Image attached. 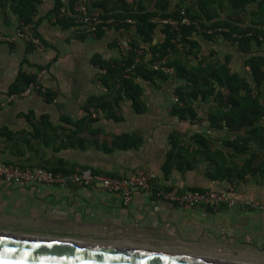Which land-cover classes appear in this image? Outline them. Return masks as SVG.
Wrapping results in <instances>:
<instances>
[{
    "label": "crops",
    "instance_id": "obj_1",
    "mask_svg": "<svg viewBox=\"0 0 264 264\" xmlns=\"http://www.w3.org/2000/svg\"><path fill=\"white\" fill-rule=\"evenodd\" d=\"M76 1L61 0L66 11L59 9L54 14L55 0H39L33 21L43 47L35 48L21 40L12 46L0 42V163L63 171L89 169L110 176L147 168L158 175L155 187L134 189L132 199L124 204L118 193L98 187L0 180V227L58 231L264 260V209L242 203L243 199L264 201V175L259 171L264 165L262 136L252 138L244 152L230 148L227 142L242 138L246 130L234 132L211 123L210 115L223 104L211 94L191 102L195 119L172 114L170 108L178 102L172 99L175 90L186 83L176 74L166 79L136 77L141 90L140 111L127 97L114 100V91L110 92L100 80L104 70L99 62L125 56L139 35L123 24L108 25L99 36L84 35L72 12ZM98 1L86 0L89 11L102 17ZM125 1L129 8L141 4L151 10L157 0ZM168 2L169 11L185 8L205 20L197 0ZM207 7L209 22L238 20L247 24L252 19V6L248 13L233 12L229 0H214ZM19 23L14 2L0 0V33L14 34ZM163 37L156 28L151 43L161 42ZM191 39L196 43L193 54L179 51L170 54L168 60L192 68L200 62L228 58L231 71L253 85L251 70L244 61L250 55L264 56V42L252 43L243 51L223 37L193 32ZM140 47L150 54L148 43L141 42ZM43 69L45 72L39 76ZM20 73L36 75L49 96L40 99L32 91L7 101L9 87ZM253 91L264 103V81ZM109 93L112 95L108 97ZM91 96L107 102L109 108L86 109V100ZM86 117L92 122L79 127L72 124ZM260 124L264 125V119ZM122 134L135 139L136 145H114ZM170 151L174 158L165 172L163 165ZM166 185L180 192L228 188L238 202L217 209L183 206L157 195V187Z\"/></svg>",
    "mask_w": 264,
    "mask_h": 264
},
{
    "label": "trees",
    "instance_id": "obj_2",
    "mask_svg": "<svg viewBox=\"0 0 264 264\" xmlns=\"http://www.w3.org/2000/svg\"><path fill=\"white\" fill-rule=\"evenodd\" d=\"M12 1L14 2V11L19 15L20 22H31L33 24L32 31L39 37L35 32V23L33 21L34 11L39 0ZM197 1L199 4V13L204 15L205 20H203L199 14L191 13L189 9H184L185 16L199 22L203 28L214 29L218 26L226 27L229 31L223 33V38L235 42L243 51H247L252 43L261 44L264 42V0H229L233 12L243 11L248 13V7L252 6V9L249 10L252 19L247 24L238 20L209 22L210 15L208 14L209 8L207 4L213 3L214 0ZM96 5L102 8V17L116 16V18H132L135 20L133 24L124 23L122 25V27L128 29H135L139 35V39L133 40L130 43L127 55L113 61H100L99 66L104 70V73L100 76V80L108 87L109 91H114V95L109 93L108 97L112 95L114 100L127 97L132 100L134 109L140 111L142 109L140 107L141 90L139 84L136 82V77L152 80L156 77L166 79L168 75L151 69L147 61L141 60L135 63V49L139 48L142 42L148 43V52L152 57L157 53L161 56H169L170 54L178 53L179 50L176 48L174 41L176 33L170 31L167 27L160 28V31L164 34L163 40L161 42L151 43L155 30L159 27L150 23L148 19L154 15L177 17L179 15V9L169 11L168 0H157L155 8L151 10H147L141 4H137L136 8H129L125 0H100L96 2ZM61 6V0H55L54 14L59 12ZM102 32L103 29L99 27L96 36L101 35ZM193 32H196V28L193 25H184L181 29V39L187 40L190 45V47L184 51L186 53L193 54L192 48L196 47L195 41L191 39ZM234 33L236 34L235 37L232 36ZM203 34L207 35L205 33ZM209 36L213 37V35ZM40 40L42 41L41 38ZM29 45L34 47L31 44ZM244 63L249 66L251 70L253 85L244 77L231 71L228 58L222 62H200L197 67L192 68H188L185 63H181L178 60L169 61L167 59V65L174 69L176 76L186 81L185 84L176 88L175 92L178 102L171 106L170 112L179 117L186 116L193 120L196 118V113L191 106V102L197 97L204 98L208 94L215 95L220 101L222 100L223 104L222 107L216 109V111L210 115L211 123L216 127L225 126L234 132L244 128L246 130V135L242 138L239 137L236 140L227 142L230 148L236 152H244L246 150V144H248L252 138H256L259 135L262 136V145H264V125L260 124V120L264 119V103L260 102L259 94L253 91L254 86L260 87L261 83L264 81V56L250 55L245 59ZM132 64L134 67L127 71V68ZM35 81L36 75L20 73L11 83L8 93H17L26 88L30 82ZM43 96H49L46 89ZM101 100L102 99L99 97H89L86 100V109L89 107H93L95 110L98 107L101 109L109 108L108 103ZM88 113L89 116H91L90 112ZM86 122H92V120L86 117L80 121L72 122V124L79 127ZM127 139H129V141L125 142ZM114 145L120 147L135 146L136 140L127 134H122L117 137ZM173 158L174 153L170 151L163 165L165 172L168 171ZM259 171L264 175V165L259 167Z\"/></svg>",
    "mask_w": 264,
    "mask_h": 264
},
{
    "label": "built area",
    "instance_id": "obj_3",
    "mask_svg": "<svg viewBox=\"0 0 264 264\" xmlns=\"http://www.w3.org/2000/svg\"><path fill=\"white\" fill-rule=\"evenodd\" d=\"M185 8L179 9V15L173 16H151L148 21L155 24L159 28L167 27L170 31L176 33L174 39L176 48L184 52L190 45L187 40L181 39V29L184 25H193L196 32L213 35L214 38L223 37V33L229 30L224 26H218L214 29L203 28L199 22L189 19L185 16ZM65 6L60 7V12H65ZM72 12L75 21L78 23L82 32L86 36L96 35L98 28L102 29L108 25L133 24L135 20L132 18H115V17H100L91 13L88 9L86 0H77L72 6ZM33 24L31 22H20L15 33L12 35H5L0 33V42L8 46H12L17 41L21 40L24 43H29L35 48L43 47V43L32 31ZM233 37L236 34H232ZM127 55V53H126ZM168 56H161L159 53L152 57L151 54H146L143 48L135 49L134 62L138 63L141 60L147 61L149 67L153 70L162 72L168 76H175L174 69L167 65ZM132 64L129 69H132ZM45 70L39 72V76ZM34 91L38 98H44L43 93L45 87L41 86L36 79L35 82H30L26 88L17 93H8L6 100L12 101L16 98L26 96ZM172 99L177 100V96L173 95ZM92 116L95 112L92 111ZM158 175L147 168L137 169L128 175L110 176L98 173L89 169L80 170L75 169L71 171L52 170L42 167L22 166L20 164H3L0 163V180L7 183H39L44 185H56L65 187L69 185L98 187L107 192L118 193L124 204L129 203L132 199L134 189L149 190L155 187ZM167 186V187H166ZM164 187H157V195L166 198L179 205L196 207L205 206L217 209L221 205L233 206L238 202V199L231 194V189H186L179 191L176 187L166 185ZM242 203L249 208L264 209V201L256 199H243Z\"/></svg>",
    "mask_w": 264,
    "mask_h": 264
},
{
    "label": "water",
    "instance_id": "obj_4",
    "mask_svg": "<svg viewBox=\"0 0 264 264\" xmlns=\"http://www.w3.org/2000/svg\"><path fill=\"white\" fill-rule=\"evenodd\" d=\"M0 264H264V260L58 231L0 227Z\"/></svg>",
    "mask_w": 264,
    "mask_h": 264
}]
</instances>
